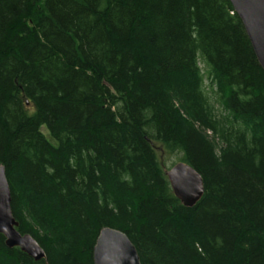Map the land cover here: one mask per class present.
Listing matches in <instances>:
<instances>
[{
    "label": "trees",
    "instance_id": "obj_1",
    "mask_svg": "<svg viewBox=\"0 0 264 264\" xmlns=\"http://www.w3.org/2000/svg\"><path fill=\"white\" fill-rule=\"evenodd\" d=\"M0 166L45 255L0 235V264H93L104 228L140 264H264V72L230 2L0 0Z\"/></svg>",
    "mask_w": 264,
    "mask_h": 264
},
{
    "label": "water",
    "instance_id": "obj_2",
    "mask_svg": "<svg viewBox=\"0 0 264 264\" xmlns=\"http://www.w3.org/2000/svg\"><path fill=\"white\" fill-rule=\"evenodd\" d=\"M243 25L256 60L264 72V0H228ZM165 176L174 197L186 208H193L204 194L201 176L190 166L179 162ZM11 195L5 170L0 166V235L8 249L18 248L35 262L45 259L43 250L30 235L17 231L11 212ZM93 264H140L135 247L125 234L102 229L92 251Z\"/></svg>",
    "mask_w": 264,
    "mask_h": 264
},
{
    "label": "rangeland",
    "instance_id": "obj_3",
    "mask_svg": "<svg viewBox=\"0 0 264 264\" xmlns=\"http://www.w3.org/2000/svg\"><path fill=\"white\" fill-rule=\"evenodd\" d=\"M199 67H200V69H201V71L203 72V75L205 74V66L202 64V63H200L199 64ZM204 85L206 86V87H208V85H209V81H208V79L205 77L204 78ZM217 106L215 105V108H216ZM43 133L44 134H46L44 131H43ZM47 135V134H46ZM176 161V158H174L173 156H171L170 158L169 157H167L166 158V162H165V166H167V167H171V163H177V162H175Z\"/></svg>",
    "mask_w": 264,
    "mask_h": 264
}]
</instances>
